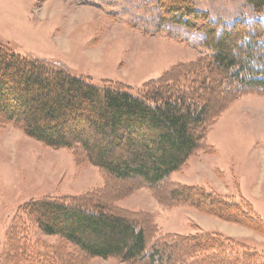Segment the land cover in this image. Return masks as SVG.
<instances>
[{"label":"rangeland","instance_id":"374dc122","mask_svg":"<svg viewBox=\"0 0 264 264\" xmlns=\"http://www.w3.org/2000/svg\"><path fill=\"white\" fill-rule=\"evenodd\" d=\"M190 1L216 23L243 18L248 24L255 17L247 0ZM156 5V0H0V44L70 76L131 93L162 77L190 86L210 55L203 33L162 22ZM258 19L264 24V14ZM201 72L212 84L201 93L208 101L202 139L179 169L151 186L138 178H115L90 163L84 148L47 146L0 118V264H156L147 257L133 262L91 257L43 234L21 206L44 198L80 200L86 208L127 216L144 229L148 251L164 240L187 251L185 236L216 232L264 260V90H237L212 67ZM67 121L79 127L72 117ZM91 142L107 145L102 135ZM201 189L240 203L255 220L223 215L206 203ZM179 191L188 194L173 197ZM196 193L203 203H196ZM188 250L190 255L193 248Z\"/></svg>","mask_w":264,"mask_h":264},{"label":"trees","instance_id":"16d2710c","mask_svg":"<svg viewBox=\"0 0 264 264\" xmlns=\"http://www.w3.org/2000/svg\"><path fill=\"white\" fill-rule=\"evenodd\" d=\"M156 1L162 22L203 33L210 55L194 83L184 86L162 77L131 93L70 76L0 44V118L47 146L84 148L90 163L118 179L138 178L151 186L179 169L198 147L208 114L201 93L210 81L202 70L224 72L237 90H264V24L258 19L264 14V0H247L255 15L248 24L243 18L216 23L190 0ZM68 116L79 127H68ZM101 135L106 146L91 142ZM118 145L122 152L113 150ZM182 191L173 197L187 196ZM201 196L223 215L255 220L240 203L204 189ZM197 197L196 203H203ZM95 208H86L80 200L47 198L21 206L22 215L43 234L58 236L91 257L126 262L147 257L156 264H264L256 252L216 232L185 236L187 251L167 240L155 242L148 251L145 231L134 220Z\"/></svg>","mask_w":264,"mask_h":264}]
</instances>
